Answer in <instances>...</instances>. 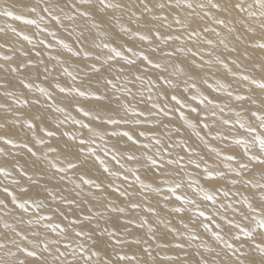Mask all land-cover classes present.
Returning a JSON list of instances; mask_svg holds the SVG:
<instances>
[{
    "label": "snow or ice",
    "instance_id": "snow-or-ice-1",
    "mask_svg": "<svg viewBox=\"0 0 264 264\" xmlns=\"http://www.w3.org/2000/svg\"><path fill=\"white\" fill-rule=\"evenodd\" d=\"M23 6L27 9V16L24 13L16 14L7 8L0 10V16L12 17L16 21H22L25 25H34L41 32L48 33L53 38L56 37V32H50L47 26L41 27V22L51 20L64 27L61 13H63V18L69 21H75L77 17H80L87 22L88 35L85 34L83 28L79 31L76 43L81 45V49L76 51L74 55L80 56L81 51H83L85 59L94 61L90 64V69L93 73L98 74V82L102 81L105 88L103 93L94 95V99L98 102L108 99L109 105L104 107L117 113V118L108 116L106 120H102L99 112L94 114L92 110L85 109L77 102L75 111L82 113L84 117H90V122L84 123L83 120L66 115L65 119L60 120L58 123L64 124L70 118L73 124H79L82 129H87L90 135L87 138L79 139L76 145L66 143L67 152L62 153V155L67 160V166L57 167L54 162H50L56 173H66L79 169L82 165H86L89 159L95 157V160L103 166V172L128 181L127 174L121 177L120 172L112 171L105 164V161L96 155L95 148L88 147L86 149L85 146L95 143L93 137L99 136L101 140L104 139V135L92 126L96 120L102 121L101 128L109 124L114 126L129 124L139 126L147 122L150 125L148 130L137 129L134 132L131 129L119 130V128H116L106 133L109 137L126 138L127 141L131 142L132 147L138 145V150H143L139 155L137 151L122 153L117 145L105 148V154L111 153L112 160L119 165V168L133 175L134 182L139 185V190L145 198H147L149 192L167 193L163 196L165 201H169L174 196L181 206L173 207L171 209L173 213H184L186 210L182 205L195 206L197 216L208 221V223L201 222L203 228L211 232V237L223 245L217 251L216 247H212L201 240L200 234L189 231L182 242L175 243V249L180 250L183 255L165 256L164 259L172 262V264H264V182H261L264 181V131H257V128L264 130V114H262L264 112V97L259 99L256 111L250 110V115L258 120L256 126H253L250 122L246 124L242 119H237L235 124L230 119L218 121L224 125H238L240 129H244L246 133L252 135L251 140L236 139V144L244 146L243 153L239 154L241 159L238 160L236 153L222 154L219 149L212 147L209 140L205 138L207 136L212 140L227 139L219 132L213 135L211 129L215 125L209 122V115L213 118L217 117L216 109L223 113L227 105L221 107L214 99L203 95L196 82L197 77H199L203 83H208L201 72L206 66L210 69L213 64H218L232 72L224 57L213 55L218 46H223L230 53H237L243 45V55L248 58H251L249 49L253 52L264 53V0H251V2L249 0H35L34 3H24ZM65 8H68L69 11L65 12ZM8 27L15 36L22 38L23 41H27L29 44H33L35 48V43L30 35L18 31L17 28L11 25ZM116 28L119 29L118 32ZM4 31V28H0V32ZM121 33L130 38L138 39L140 42H147L148 49L134 50L131 46L116 45L112 37H119ZM69 35H72L71 31ZM176 42L179 43L176 44ZM39 43L46 48H52V44L43 39ZM57 43L69 52L73 51L72 46L63 39L58 40ZM89 44L92 46L91 48L88 47ZM174 44L175 46H173ZM4 48L12 54L0 52V60L4 62L0 63V96L10 99L11 104H0V109L15 112V105L26 106L30 102L28 99H21L16 96L12 80L13 75H15L24 88L32 90L35 87L40 97L44 98L43 104L40 97L32 100L33 105L40 106L46 112L67 113V108L71 105L62 107L57 102L53 91H49L48 88L39 84H34V82H26L29 81L33 72L37 78L44 74V80H48L47 73L49 70L47 66L43 68V72L39 68V65L44 64V61L39 60L34 63L30 58L20 59L21 57L28 58L30 50L21 48L17 56L15 54L17 50L11 41L0 43V49ZM208 48L211 50H207ZM96 49H103L106 52H96L93 56L91 53ZM157 53H159L158 56ZM40 55V51H35L36 57H40ZM206 56L209 58L205 59ZM181 57L184 58L181 59ZM50 58L60 60L59 56H51ZM117 58L124 63L118 67H113L112 62L116 61ZM137 60L145 65L143 71L137 67ZM60 62L63 63V61ZM231 63L235 65L237 61L233 59ZM127 66H133L135 72L125 74ZM149 68L158 70L155 79L148 77ZM258 68L261 72L259 78H254L250 74H243L239 77V82H250L251 85L256 86L264 93V58L258 62ZM252 70H257V64L252 65ZM22 72H27V74L21 78ZM63 72L71 77L74 84L72 86H62L56 83L54 88L58 89L59 93L67 94L66 98L68 99L90 95L88 92L81 90L80 87L75 86L77 76L73 72L69 71L68 68H64ZM105 72H115L116 75L109 78L104 75ZM232 74L234 77L236 76V73ZM146 77L148 78L146 79ZM137 82L149 93L147 101H153L148 109L138 110L132 106L131 101L128 99V97H131L132 100L136 99L133 88L136 87ZM179 84L184 85V93L190 90L195 91L190 96L182 97L180 93L170 95L167 88L162 87V85H167L175 90ZM208 87L212 88L213 85L209 84ZM230 87V84L216 81L217 90L226 91ZM137 91L139 92V89ZM97 92H99V89H97ZM226 95L231 97L233 93L226 91ZM235 98L237 101L257 103L249 95L237 94ZM164 100L169 103L175 102L174 108L180 119L184 120L185 124L194 130L195 136L208 147L210 153L216 154L217 157L223 156L224 169L227 171L217 170L219 165L213 168L215 161H213V165L208 164L203 157H200V153L196 152L185 140L177 143L172 139L173 129L170 124L165 123L164 119H156L157 117L170 119L169 113L171 110L163 105ZM147 101L141 99L138 103H146ZM196 101L198 103L193 107L191 102ZM113 102L116 106L110 107ZM200 105H204V108L202 109ZM185 108L189 109L190 113L197 114L195 122L189 120L188 116L185 115L183 111ZM121 111L125 112L126 115L119 116ZM149 116L153 119H148ZM235 116L241 117L242 113L237 111ZM43 120H46V117L38 114L30 115L23 120L19 113L13 117V123H19L22 127L26 126L29 131L36 129L37 123H34V121ZM205 129L209 131L201 135V131ZM179 131V127L175 128L176 133ZM47 135L53 136L54 132L47 131ZM63 135L68 136L70 141H77L78 139L77 135L71 132H65ZM138 137H145L149 142L141 143ZM0 140H3L6 145L23 147L27 149L31 156H37V153L28 144L16 145L11 138L6 136H0ZM38 142L44 143L43 140ZM255 145H258L257 152L251 151V146ZM73 147L77 149L75 152H73ZM175 147H181L184 150L185 155L188 156L186 163H184L185 155L173 157L170 149ZM48 151L56 152L57 148H49ZM0 152H3V149H0ZM69 156L74 157V160H69ZM193 156L199 158V160L193 159ZM122 159L134 162L138 166L125 168V164L121 162ZM201 163L204 165L202 179L210 185L213 181L224 180L226 176L232 173H234V177L228 180V184L239 185L241 178L248 176L249 178L243 180L247 195L239 190L230 191L226 185H212V191L210 192L200 184L199 180H189L187 186L192 188L195 185L194 193L202 194V202H210L213 206L214 211L209 214L207 208H200L196 199L183 193L177 194L178 190L185 186L183 183L184 178L181 176L182 170L188 165H194L195 169H201ZM174 165L175 168L172 167ZM250 165L253 167L259 166L260 181L252 178ZM141 167L145 168V174L150 172L154 179L145 182L140 174ZM19 171L22 175H27L23 167H20ZM85 175L78 177L80 183H75L73 176H59V180H66L74 184L76 189H80L76 192L77 197L83 194L88 198L87 202L92 203L94 207L98 205L103 211L97 210L92 212L91 215H84L82 218L75 217L71 220L64 211H61L60 207L49 214L44 211L46 205L43 200L29 197L21 202L16 193L10 190L8 186L0 189L11 198L10 202L21 213V215L15 217L13 222L3 220L0 223V264H132V262H136V264H155L154 250L168 248L169 246L168 243L161 242L162 236L158 234L159 226L168 227L171 221H166L154 207L148 206L143 210L156 216L154 221L156 227L147 218L141 219L139 223H136V227L144 228L147 226V232L144 236L128 238L132 235L129 226L135 223L134 219H125L122 229L110 230L107 226L101 227L100 220L108 224L111 219L105 213H124L125 208L114 205V202L108 201L107 197L103 195H95L91 191L83 193V186L85 185L94 186L101 193L103 192L101 184L96 183L93 179L85 178ZM188 175L190 176L191 173H188ZM0 176L11 177L12 172L9 171L7 166H0ZM174 176H181V179L175 180L173 179ZM28 179L33 184L39 185V188L48 194L45 199L48 197L53 200L56 199L53 189L40 184L39 180L33 181L31 176H28ZM156 180H159V183L154 188L153 184ZM11 183L19 185L20 181L12 179ZM108 187L125 199H130L135 194L127 189L122 191L120 185L113 187L110 183ZM28 191L29 188L27 187L20 188L22 193ZM39 194L38 191L37 196ZM221 197L229 198L228 202L221 200ZM233 197L237 199L233 201ZM60 199L72 211H75L71 209L72 205L75 204L76 207H79L75 199L69 200L66 197ZM236 204L243 207H236ZM7 207L5 201L0 200V212L4 216L10 214L8 211H3ZM130 207L133 210L141 209V203L131 201ZM30 209L31 213L29 214ZM229 209L232 213H238L243 220L252 221L255 227L261 230L259 232L260 242H256V238L248 226L242 227L240 223L235 222L226 214ZM89 211H92L91 208ZM57 213L59 217H62L60 222H56L58 219ZM23 214H29L27 220L24 219ZM216 216L220 218L225 228L238 230V232L232 233V241L240 242L239 247L236 243L226 240L225 236L221 234L223 231L222 223H216L214 219ZM93 220L97 221L93 228H88L84 223L85 221L91 223ZM63 221H68V225H63ZM180 223L183 224L185 230H188V224L184 223L183 220ZM23 225L27 227H23ZM211 225H214L215 229ZM169 231L177 232V229L173 227L169 228ZM121 232L126 233V235L122 236ZM241 233L245 238L244 241H241ZM179 235L184 236V233ZM126 245H143L141 248L143 258L138 259L135 253L129 254L122 250L117 251L118 247L122 249ZM245 245L250 250H244Z\"/></svg>",
    "mask_w": 264,
    "mask_h": 264
},
{
    "label": "bare ground",
    "instance_id": "bare-ground-1",
    "mask_svg": "<svg viewBox=\"0 0 264 264\" xmlns=\"http://www.w3.org/2000/svg\"><path fill=\"white\" fill-rule=\"evenodd\" d=\"M35 0H0V10H3L4 8H7L8 10L13 11L16 14L24 13L27 16V9L23 6L24 3H34ZM251 2V0H249ZM69 9L65 8V12H68ZM62 20L64 27H61L60 24H57L55 21L47 20L45 22H41V27L47 26L50 32H56V37L53 38L51 35L45 32H41L36 26L34 25H25L22 21H16L12 17H5L0 16V28H4V32H0V43H4L5 41H11L13 46L15 47L16 55H19V50L23 48L24 50H30V56L28 58L21 57L20 59H32L34 63H36L39 60H43L44 64H40L39 68L41 69V72H43V68L47 66L49 69H56L57 65L60 67V72L57 73L55 77H49L48 80H44V74H41L38 78L36 77L35 73L30 76L29 81L26 82H34V84H39L42 87H46L49 89V91H53L57 102L62 106L71 105L67 108V113H59L55 111H45L43 108H41L38 105H33L31 103L32 100L36 99L37 97H40V94L35 90V87H33L32 90H28L24 88L20 82L19 79L13 75V85L15 86L16 96L20 97L21 99H28L30 102L28 105H15V112L13 111H6L5 109H0V136H6L8 138H11L13 142L16 145H23L28 144L29 147L33 149L34 152L37 153L36 157L31 156L30 153H28L27 149L23 147H13L12 145H6L3 140H0V149H3V152H0V166H7L9 171L12 172L11 177H3L5 182L2 180L3 187L8 186L10 190L14 191L18 197V199L22 202L24 199H27L29 197H32L33 199H41L43 200L44 204L46 206H50L51 209L55 210L57 207H60L61 211H64L66 215H68L69 220L80 217L82 218L84 215H91L92 212H96L97 210L103 211L102 208H99L97 205L96 207L93 206L92 203L87 202L88 198L84 196L83 194L79 197L76 196V192L80 191V189H76L74 187V184L65 181H60L59 176H73L75 179V183H80L78 177L80 175H85V178L93 179L96 181V183L101 184V189H103V192L101 193L99 190H97L94 186H83V193H87L89 191L93 192L95 195H103L104 197H107L108 201L114 202V205H118L120 207L125 208L124 213H105L106 216H110L111 219L108 224H105L103 220H100V226L105 227L107 226L110 230L114 229H122L124 227L123 221L125 219H134L135 223L129 226L131 229V236L128 238L131 239L133 237L138 236H144L147 232V226L144 228H137L136 223H139V221L143 218H147L150 223H153V226L156 227V224L154 221L156 220V216L152 213H147L143 209L152 206L156 209V211L160 214L162 218H164L166 221H171V224L168 225V227H165L164 225L159 226V232L158 234L162 236V243H168V248L164 249H155L153 252V256H155L156 261L155 264H172V262L167 261L164 259L165 256H173V255H183L180 250L175 249V243L182 242L185 237L187 236L189 231H195L196 233L200 234L201 240L207 242L210 246L216 247V250L219 251L220 247H223L221 242L215 241L214 238L211 237V232L207 231L202 226L203 223H208V221L204 220L202 217L197 216V209L193 205H182L185 207L184 213H173L171 209L176 206H181L180 202L175 200V197H171L169 201H165L163 199V196L167 193H161V192H149L147 194V198H145L144 195L141 194L139 190V185L134 182V177L131 173L125 172L123 169L119 168V165L115 163V161L111 158V153L105 154V148H111L112 145H117V147L120 149V151L128 152V151H137V154L139 155L140 152L143 150H138L139 146H131V142L127 141L126 138H117V137H109L106 133L108 131L114 130L116 128H119V130H129L137 131L139 130H148L150 125L145 122L144 124H141L139 126H134L132 124L129 125H120V126H114V125H105L103 128L100 127L102 121L96 120L93 123V127L97 128V131L104 135V139L101 140L99 136L93 137L95 140L94 144L87 145L85 148L92 147L96 149V155L100 156L101 159L105 161V164L114 172H120L121 177L125 174L128 175L129 179L128 181H124L121 178H117L114 176L109 175L108 173L103 172V166L99 164V161L95 160V157H92L89 159L88 163L86 165H82L81 168L68 171L66 173H56V170L51 167L50 162H54L57 167H66L67 166V160H65L64 155L62 153L67 152V149L65 147L66 143H71L73 145H76L78 143V140L81 138H87L90 134L88 133L87 129H80L79 124H73L71 122V119L69 118L66 123L59 124L58 122L60 120H64L65 116L74 117L78 120H83L84 123H89L91 118L90 117H84L83 114L81 115L75 111L76 103L79 102L80 106L84 107L85 109H90L93 111L94 114L99 112L100 116L102 117V120H106L108 116H112L114 118H117V113L109 111L108 108L104 107L105 105H109V100L105 99L104 101H96L94 99V95L103 93L105 91V88L103 86V82H98V74H95L90 69V64L94 62L93 60L85 59L83 55V51H81L80 56H75L74 53L81 49V45L79 43H76L77 36L79 31L83 28L85 29V34L88 35L87 32V22L80 17H77L75 21H69L67 19L63 18V13H61ZM171 19V17H170ZM11 25L12 27L17 28L18 31H23L25 34H28L32 37L35 48L33 47V44H29L27 41H23L22 38L15 36L11 32V29L8 27ZM107 27V25H106ZM176 27V26H174ZM67 29V30H66ZM72 32V35H69V32ZM96 31V30H93ZM116 31L118 32L119 29L116 28ZM115 40L116 45H125V47L131 46L134 48V50L138 49H145L147 50L149 45L147 42H140L138 39L130 38L129 36L121 33L119 37L113 36L112 37ZM45 40L47 43L52 44V48H46L44 45L40 44V40ZM63 39L66 43L70 44L73 48L72 52H69L67 49H65L62 45L58 44L57 41ZM130 39V41H129ZM179 42H176L178 44ZM154 46V45H153ZM175 46V44L173 45ZM190 46V45H189ZM89 48L92 46L89 44ZM243 49L244 46L242 45L237 53H230L227 50L223 48V46H218L214 52L215 55H221L225 58V62L229 64V67L232 69V72H229L227 69H224L218 64H213L211 68L209 69L207 66L204 70H202L201 75H203L207 80L208 83L205 84L203 81L197 77V86L200 88L203 95L209 96L210 98L214 99L218 104L223 107L224 105H227L225 107L224 112L220 113L219 109H216L217 111V117L213 118L209 115V122L213 123L215 127L211 129L212 134L216 135L217 132H219L222 136H226L227 139H216L212 140L210 137H205L209 140V143L212 147H216L221 151L222 154H237V159H241V156L239 154L243 153V145L236 144V139L238 138H244L251 140L252 135L245 132L244 129H240L238 125H224L222 123H219L221 119H230L233 121V124H235V121L237 119H242L246 124L252 123L253 126H256L258 124V120L250 115L251 111L257 110V105L259 104V99L264 97V93L261 92L260 89H258L256 86L251 85L250 82L243 83L239 82V77L243 74H250L254 78H259L261 76V72L258 68V62L264 58V53L260 52H253L251 49H249V56L251 58L245 57L243 55ZM207 50H211L208 48ZM35 51H40L41 55L40 57L35 56ZM0 52H3L5 54H12L8 53L7 49H0ZM96 52H106V50L103 49H96L91 54L94 56ZM130 55V54H129ZM157 56L159 53L156 54ZM35 56V60H34ZM51 56H59L60 60H53L50 57ZM132 58V57H130ZM184 57H181L183 59ZM209 57H205V59H208ZM235 59L237 63L233 65L231 61ZM60 61H63L61 63ZM199 62V61H198ZM0 63H4L2 60H0ZM124 62L122 60H119L117 58L116 61L112 62L113 67H118L120 64H123ZM257 64V70H252V65ZM99 66V65H98ZM57 67V69L59 68ZM107 67V66H106ZM137 67L143 71V68L145 65L137 60ZM68 68L69 71L73 72L74 75L77 76V80L75 81V86L80 87L81 90H84L88 92L90 95L85 97H75L72 99L66 98L67 94H61L59 93L58 89L54 88V85L56 83L61 84L62 86H72L74 84L71 77L67 76L63 69ZM80 69H84L86 71L85 78H82V73H80ZM31 71V70H28ZM59 71V70H58ZM50 73V71H48ZM128 72H135V68L133 66H127ZM63 73V74H61ZM232 73H236V76L234 77ZM27 72H22L21 78L23 75H26ZM84 74V73H83ZM88 74V75H87ZM158 74V70H152L149 68L148 71V77H151L155 79V76ZM48 75V73H47ZM89 77L88 81L85 79L87 76ZM90 75V76H89ZM104 75L111 78L112 76L116 75L115 72L108 73L105 72ZM146 77V79L148 78ZM57 78V79H56ZM90 81V82H89ZM216 81H221L224 84H230L231 87L227 88L226 91H231L233 95L231 97H228L226 95L225 90H217L216 89ZM84 82V83H83ZM158 83H160L158 81ZM213 85L212 88H209L208 85ZM162 87L167 88L169 94L174 93H180L182 94V97H187L192 94L195 90H190L187 93L183 92V84H179L177 89L173 90L169 88L167 85H162ZM97 89H99V92H97ZM139 89V92L137 91ZM133 93L136 94V99L132 100L131 97H128V99L131 101V104L133 107H136L138 110H145L151 107V103L153 101H147V96L149 93L146 91V89L137 82L136 87L133 88ZM249 95L252 96L254 100L257 101V103H253L252 101H237L236 95ZM41 98V102L43 104L44 98ZM80 98H83V102ZM147 101L146 103H138L141 99ZM123 99V97H122ZM88 100V101H87ZM160 102V101H156ZM8 103L11 104L10 99H6L2 96H0V104ZM163 105L167 106V109L171 110L169 115L170 119H165L163 117H157L156 119H164L165 123H169L170 127L173 129V136L172 139L179 143L181 140H185L189 145H191L196 152L200 153V157H203L208 164L213 165V161H215V164L213 165V168H215L216 165H219V169L217 170H225L224 169V163L223 156L217 157L216 154L210 153L208 151V147L205 146L198 137L195 136L194 130L189 128L184 120L180 119L178 112L175 110L174 105L175 102L169 103L167 100H164ZM192 106L195 107L198 101L191 102ZM115 103L113 102L110 107H115ZM200 107L203 109L204 105H200ZM185 112V115L188 116L189 120H192L193 122L197 119L196 113H190L189 109L185 108L183 109ZM241 112V117H236L235 112ZM21 114V117H24L26 119L30 115L38 114L43 115L46 117V120L36 122L37 127L33 131H29L26 126L22 127L19 123H13V117L17 114ZM264 114V112H262ZM125 112L121 111L119 113V116H125ZM23 120V118H21ZM148 119H153V117L149 116ZM8 123L13 124L12 127L7 126ZM179 127L180 131L178 133L175 132V128ZM43 130H42V129ZM54 132V135H56V140L52 142L53 139H50L47 135V131ZM199 130V129H197ZM208 129L202 130L201 135H204L205 132H208ZM257 131H264L259 128H257ZM58 134H57V133ZM65 132H71L77 135L78 139L77 141H70L68 136L63 135ZM82 133V135H81ZM55 137V136H54ZM53 138V137H52ZM141 141V143H147L149 142L148 139L145 137H138ZM43 140L44 143L41 144L38 141ZM49 148H57L56 152H49ZM77 149L73 147V152H75ZM172 151L173 157H176L177 155H185L184 150L181 147H175L170 149ZM251 151L257 152L258 151V145L251 146ZM47 154V155H45ZM193 159H198L197 157L193 156ZM69 160H74V157L69 156ZM188 156L185 155V161L187 162ZM246 160V157L244 158ZM122 163L125 164V168H132L136 167L138 165H135L134 162H128L126 160H121ZM203 163H201V169H195L194 165H188L185 169L182 170L181 176H183V183L184 187L178 190L177 194L183 193L186 196L196 199L197 204L200 205L201 209L207 208L209 210V214H211L214 211L213 206L210 202H202V194H195L194 188L195 185H193L192 188H189L188 181L189 180H199L200 184L207 188L210 192L212 191V185L219 186V185H226L230 191H241L244 195H247V192L245 191V186L243 184V180L249 178L248 176H245L241 178V183L239 185H231L228 184V180L234 177V173L229 174L226 176L224 180L219 181H213L210 184L205 183L204 179H202V170H203ZM23 167L24 171L27 173V175H22L19 171V168ZM175 168L176 166H172ZM250 168H252V178L260 181L261 179V173L259 170V166L253 167L250 165ZM75 173V175H74ZM188 173H191L189 176ZM22 176L23 179L20 181L22 182L19 185L9 184V180H12V177H16V175ZM141 177L142 179H145V182H149V180L154 179L152 174L149 172L145 174V168L141 167ZM17 176V177H18ZM18 177L19 178H21ZM28 176H31L35 178L34 180H39L40 184L45 185L49 189H53L56 194V199L53 200L51 197H48L45 199V197L48 196L46 192H44L42 189L39 188V185H36L32 188V190H29L27 193L20 192V188L25 187L23 186L24 183H26L28 179ZM181 176H174L173 179L180 180ZM15 179V178H14ZM25 180V182L23 181ZM28 182V181H27ZM264 182V181H261ZM1 183V184H2ZM112 184L113 187L116 185H120L121 190L127 189L129 192L135 193L130 199H125L124 197H120L119 193H115L112 191V188H109L108 185ZM159 183V180H156V182L153 184V187L155 188L157 184ZM29 184V183H28ZM25 184V185H28ZM1 186V185H0ZM31 186V185H29ZM3 187H0L2 189ZM30 189V188H29ZM39 191V196H37V192ZM219 195V193H217ZM61 197H66L67 199H75L76 203L79 204V207H74V205L71 206V209H74L75 211H72L69 209V206L67 204H64L63 201L60 199ZM237 198H232L234 201ZM0 200H4L7 204V209H4L3 211H8L10 214L8 216H4L2 212H0V223L3 222V220H8L9 222H13L15 220V217L21 215L20 211L16 208L14 204L10 202L11 198L4 193L2 190H0ZM221 200H224L228 202L229 198L221 197ZM140 202L141 203V209L133 210L130 207V202ZM107 202V201H105ZM219 203V201H218ZM167 205V207H165ZM76 206V205H75ZM236 207H243L242 205L236 204ZM91 208V212L89 209ZM49 208H45V212L50 213V211H47ZM50 209V210H51ZM67 212H70L67 214ZM58 214V213H57ZM226 214L233 219L235 222H238L241 224L242 227L248 226L250 230L253 232V236L256 238V242H260L261 238L259 236L260 229H257L255 227V224L252 221H245L242 219V217L238 213H232L231 210H227ZM23 217L25 220L28 219L29 214H23ZM58 219L56 222L62 221V217H59L57 215ZM216 223H222L220 218L218 216L214 217ZM183 220L184 223L189 225L188 230L184 229L183 224L180 223V221ZM88 228L95 227L97 221L93 220L91 223H88L87 221L84 222ZM63 225H68V221H63ZM23 227H27L26 225H23ZM176 228L177 232H170L169 228ZM213 229H215L214 225H211ZM222 229L221 232L222 235L225 236L226 240H229V242L236 243L237 247L240 246V242L232 241V233L238 232L236 229H230L225 228L222 223ZM180 233H184V236H180ZM121 235L124 236L126 233L121 232ZM241 235V241H244L245 238L243 237L242 233ZM250 243V242H249ZM219 245V247H217ZM143 245L137 246V245H131V246H123V248L117 249V251H123L129 254L135 253L138 257V259L143 258V253L141 251V248ZM187 247V245H186ZM246 251L250 250L247 245H245ZM132 264H136V262H132Z\"/></svg>",
    "mask_w": 264,
    "mask_h": 264
},
{
    "label": "rangeland",
    "instance_id": "rangeland-1",
    "mask_svg": "<svg viewBox=\"0 0 264 264\" xmlns=\"http://www.w3.org/2000/svg\"><path fill=\"white\" fill-rule=\"evenodd\" d=\"M129 41H130V39H129ZM34 60H35V56H34ZM57 67H59V66L57 65ZM57 67H56L55 70L52 69V68H51V69L48 68V70L50 71V73L48 72V76H49V77H52V76L55 77V76L57 75V73L60 72V67H59L58 69H57ZM58 70H59V71H58ZM81 72L84 73V74L82 73V78H83V77L85 78L86 71H85L84 69H80V73H81ZM61 74H63V73H61ZM87 75H88V74H87ZM87 75H86V76H87ZM57 76H58V75H57ZM89 76H90V75H89ZM88 78H89V77L87 76L86 79H85V82H86V80H87V81L89 80ZM56 79H57V78H56ZM89 82H90V81H89ZM83 83H84V82H83ZM80 99L83 101V98H80ZM139 99H141V98H139ZM85 101H86V99H85ZM85 101H83V102H85ZM87 101H88V100H87ZM79 114L81 115V113H79ZM21 118L24 119V117H21ZM9 125H10V126H9ZM109 125H110V124H109ZM7 126L12 127L13 124L11 125V123H8ZM107 126H108V125H107ZM110 126H111V125H110ZM13 127H14V126H13ZM41 129H42V128H41ZM80 129H82V128L80 127ZM42 130H43V129H42ZM56 133H57V132H56ZM57 134H58V133H57ZM54 136H55V137H54ZM52 137H53V138H52ZM49 138H50V139H53V140H52V142H53L54 140H56V139H55V138H56V135L50 136ZM18 175H19V174H17L16 177L14 176V178H15L16 180H19V181H20L21 179H23L21 175H20L21 178L18 179V177H20V176H18ZM17 176H18V177H17ZM14 178L12 177V179H14ZM34 179H35V178L32 177V180H33V181H34ZM2 180L5 182V180L3 179V176H0V185H1L0 187H3V185H5L4 183H2ZM11 181H12V180H9V181H8V182H10L9 184H12ZM21 181H22V180H21ZM21 181H20L19 184L22 183ZM23 181L25 182V180H23ZM27 181H28V182H27ZM27 181H26V183L23 184V186H25V187H27V188H30L29 190H32V188L35 186V184H33L32 181H30V180H27ZM1 183H2V184H1ZM28 183H29V184H28ZM25 184H28V185H25ZM29 185H31V186H29ZM21 187H22V186H21ZM28 192H29V191H28ZM69 200H71V199H69ZM74 207H76V206L74 205ZM47 208H49L47 211H50V213H52V212L54 211V209L52 210L50 206H46V209H47ZM50 209H51V210H50ZM44 211H45V210H44ZM30 213H31V209H30L29 214H30ZM69 213H70V212H67V214H69ZM57 215H58V214H57ZM124 247H125V246H124Z\"/></svg>",
    "mask_w": 264,
    "mask_h": 264
}]
</instances>
